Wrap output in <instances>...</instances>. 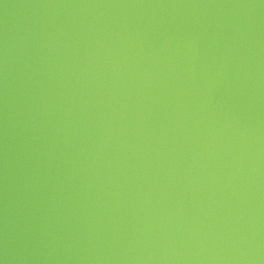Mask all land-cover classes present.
Segmentation results:
<instances>
[{
    "label": "water",
    "instance_id": "95a60500",
    "mask_svg": "<svg viewBox=\"0 0 264 264\" xmlns=\"http://www.w3.org/2000/svg\"><path fill=\"white\" fill-rule=\"evenodd\" d=\"M0 264H264V0H0Z\"/></svg>",
    "mask_w": 264,
    "mask_h": 264
}]
</instances>
